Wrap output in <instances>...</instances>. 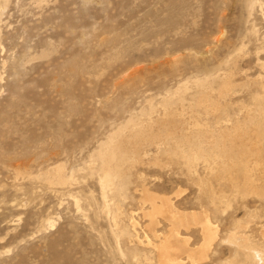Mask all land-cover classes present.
I'll return each mask as SVG.
<instances>
[{"label":"rangeland","instance_id":"1","mask_svg":"<svg viewBox=\"0 0 264 264\" xmlns=\"http://www.w3.org/2000/svg\"><path fill=\"white\" fill-rule=\"evenodd\" d=\"M249 1L0 0V264H158L171 223L143 189L217 230L181 264H264V0ZM59 165L72 181L50 185ZM179 233L202 246L199 225Z\"/></svg>","mask_w":264,"mask_h":264},{"label":"bare ground","instance_id":"2","mask_svg":"<svg viewBox=\"0 0 264 264\" xmlns=\"http://www.w3.org/2000/svg\"><path fill=\"white\" fill-rule=\"evenodd\" d=\"M246 1V0H245ZM249 1V0H248ZM252 1V0H251ZM251 1H249V2H251ZM254 2V1H253ZM252 4H254V3H252ZM250 5V4H249ZM252 6V5H251ZM225 83V82H224ZM227 83V82H226ZM201 85V84H200ZM203 85V84H202ZM201 85V86H202ZM205 85V84H204ZM202 88V87H201ZM204 88H205V86H204ZM203 88V89H204ZM224 88V87H223ZM222 88V89H223ZM227 88V87H226ZM229 90V89H228ZM201 91V90H200ZM203 91V90H202ZM225 91H227V90H225ZM198 93V92H197ZM203 93V92H202ZM221 93V92H220ZM228 93V92H227ZM205 94V93H204ZM204 94H201L202 96L200 97V98H205V96H204ZM223 97V96H222ZM179 99H181L180 97H179ZM204 101V100H203ZM203 101H201V102H203ZM210 102V101H209ZM182 103V102H181ZM165 104V103H164ZM183 104V103H182ZM168 105V104H167ZM204 105V104H203ZM206 105V104H205ZM207 105H208V102H207ZM184 107V106H183ZM187 107V106H186ZM185 107V108H186ZM206 107V106H205ZM211 108V107H210ZM206 109H207V107H206ZM206 112V111H205ZM248 118V117H247ZM264 118V117H263ZM198 119V118H197ZM195 123V122H194ZM253 124V123H252ZM259 124V123H258ZM196 125V124H195ZM199 125V124H198ZM200 126H202V125H200ZM144 127V126H143ZM146 127V126H145ZM197 126H194V128H196ZM203 127V126H202ZM259 127V126H258ZM198 128V127H197ZM196 128V129H197ZM201 128V127H200ZM199 128V129H200ZM196 129H195V131H196ZM204 129V128H203ZM234 129V128H233ZM240 129V128H239ZM256 129V128H255ZM194 130V129H193ZM241 130V129H240ZM139 131H141V130H139ZM195 131H193V132H195ZM198 131H200V130H198ZM197 131V132H198ZM209 131V130H208ZM143 132V131H142ZM196 132V133H197ZM205 132V131H204ZM140 133V132H139ZM202 130H201V134L200 133H198L199 135H202ZM206 133V132H205ZM204 133V135L203 136H205L206 134ZM208 133V132H207ZM231 133V132H230ZM225 134V133H224ZM232 134V133H231ZM230 134V135H231ZM196 135V134H195ZM223 135V134H222ZM221 135V136H222ZM187 136V135H186ZM198 136V135H197ZM196 136V138H197V140H198V137ZM224 136H226V135H224ZM228 136V135H227ZM235 136V135H234ZM241 136V135H240ZM109 137L111 138L112 137V134L111 135H109ZM191 137V136H190ZM195 137V136H194ZM206 137V136H205ZM205 137H203V138H205ZM229 137V136H228ZM172 138V137H171ZM185 138V137H184ZM187 138V137H186ZM195 138V139H196ZM199 138H202V136L201 137H199ZM218 138V137H217ZM221 138V137H220ZM223 138V137H222ZM221 138V139H222ZM165 139V138H164ZM188 139V138H187ZM224 139V138H223ZM227 139V138H226ZM228 139H230V138H228ZM232 139V138H231ZM113 140V139H112ZM175 140V139H174ZM186 140V139H185ZM184 140V141H185ZM192 140V139H191ZM203 140V139H202ZM207 140V139H206ZM209 140H211V139H209ZM213 140V139H212ZM225 140V139H224ZM233 140H234V137H233ZM232 140V141H233ZM177 141V140H176ZM189 141V140H188ZM188 141H186L187 142V144H186V146L187 145H189L188 144ZM196 141V140H195ZM199 141V140H198ZM230 141V143H231V140H229ZM229 141H227L228 142V144L230 145V143H229ZM161 142V141H160ZM159 142V143H160ZM197 142V141H196ZM202 142V141H201ZM214 142V141H213ZM212 142V146L211 147H213L215 144ZM223 142V141H222ZM111 143V140L109 141V144ZM156 143H157V141H156ZM158 143V144H159ZM192 143V142H191ZM194 143V142H193ZM192 143V144H193ZM203 143V142H202ZM202 143H197V145L198 146H200V144H202ZM206 143V142H205ZM219 143V142H218ZM217 143V144H218ZM158 144H156V146L158 145ZM195 144V143H194ZM207 144V143H206ZM206 144H204V145H206ZM210 144V143H209ZM222 144V143H221ZM225 145H226V143H224ZM224 144H222V146L224 145ZM254 144V143H253ZM252 144V145H253ZM110 145H112V143L110 144ZM162 145H164L163 143H162ZM176 145H177V142H176ZM180 145H184L183 143L182 144H180ZM179 145V146H180ZM203 145V144H202ZM204 145L203 146H201V149H202V147H204ZM235 145V144H234ZM107 146H108V143L105 141L104 143L102 142L101 144H99V147L97 148L98 150H97V152H96V154L98 155V157L100 156V159H102V162L103 163H105V160L107 159V158H105V156H106V153H107V151H106V149H108V148H111V147H108L107 148ZM113 146H114V143H113ZM112 146V147H113ZM178 146V145H177ZM185 146V147H186ZM190 146L191 147H193L191 144H190ZM196 146V145H195ZM194 146V147H195ZM197 146V147H198ZM208 146V144L206 145V147ZM218 146H220V145H218ZM253 146H255V145H253ZM115 147V146H114ZM159 147V146H158ZM209 147V146H208ZM215 147H217V146H215ZM238 147V146H237ZM250 147V146H249ZM161 148V147H160ZM190 148V147H189ZM205 148V147H204ZM220 148V147H219ZM223 148V147H222ZM221 148V149H222ZM226 148V147H225ZM224 148V149H225ZM255 148V147H254ZM258 148H260L259 146H258ZM257 148V149H258ZM195 149H197V148H194V151H195ZM228 149H229V146H228ZM246 150L248 149V147L247 148H245ZM250 149V148H249ZM111 150V149H110ZM115 150V149H114ZM114 150H112V151H114ZM185 150V149H184ZM188 150V149H187ZM198 150V149H197ZM219 150V153L222 151H220V149H218ZM227 150V149H226ZM240 150V149H239ZM242 150V149H241ZM245 150V151H246ZM106 151V152H105ZM109 151V150H108ZM111 151V152H112ZM116 151V150H115ZM158 151V150H157ZM192 151V150H191ZM224 151V150H223ZM230 151H232V150H230ZM243 151V150H242ZM254 151V150H253ZM161 152V151H160ZM174 152V151H173ZM172 152V153H173ZM183 152V151H182ZM184 152H186V151H184ZM183 152V153H184ZM188 152H189V150H188ZM187 152V153H188ZM202 152V151H201ZM218 152V151H217ZM225 152V151H224ZM223 152V153H224ZM251 152V151H250ZM110 153V152H109ZM108 153V154H109ZM113 153V152H112ZM191 153H193V152H191ZM190 153V154H191ZM196 152H194L193 154H195ZM198 153H199V151H198ZM203 153H206V152H203ZM215 153V152H214ZM222 152L220 153V154H223ZM228 153V152H227ZM226 153V154H227ZM232 153V152H231ZM182 154V153H181ZM225 154V155H226ZM238 154H241V152H239ZM111 155L112 154H110V157H111ZM114 155V154H113ZM113 155H112V157H113ZM183 155V154H182ZM201 155V154H200ZM205 154H203L202 156H204ZM224 155V156H225ZM243 155H244V153H243ZM246 155V154H245ZM95 156V155H94ZM109 156V155H108ZM115 156H116V154H115ZM114 156V158H117V156L115 157ZM121 156V155H120ZM195 156V155H194ZM201 156V157H202ZM214 157V159H215V155H213ZM227 156H228V154H227ZM226 156V157H227ZM230 156V155H229ZM249 156V155H248ZM109 157V158H110ZM111 157V158H112ZM125 157V156H124ZM123 157V158H124ZM193 156H191V158H186L187 159V164L188 163H190L191 164V159L193 160V158H192ZM197 157V156H196ZM200 157V156H199ZM199 157H198V159H199ZM205 157V156H204ZM208 157V156H207ZM223 157V156H222ZM96 158V157H95ZM120 158V157H119ZM203 158V157H202ZM212 158V159H213ZM229 158V157H228ZM231 158H232V156H231ZM231 158L229 159V161L231 160ZM113 159V158H112ZM201 159V158H200ZM209 159V158H208ZM214 159H213V161H214ZM240 159V158H239ZM108 160V159H107ZM121 160V159H120ZM195 160H197L196 158H195ZM205 160H206V157H205ZM227 160V159H226ZM235 160H236V158H235ZM235 160H233V162L235 161ZM241 160V159H240ZM109 161V160H108ZM118 162H119V160H117ZM202 161H203V159H202ZM212 161V160H211ZM216 161V160H215ZM228 161V162H229ZM107 162V161H106ZM114 162V161H113ZM204 162H206V161H204ZM208 162V161H207ZM221 162H224V161H221ZM231 162V161H230ZM238 162V161H237ZM101 163V162H100ZM108 163H110L111 164V169H112V166L114 165V164H112L111 162H107V164ZM117 163V162H116ZM195 163H197V162H195ZM210 163V162H209ZM214 163H216V162H214ZM225 163H227L226 161H225ZM236 163V162H235ZM239 163H240V161H239ZM118 164V163H117ZM116 164V165H117ZM223 164V163H222ZM232 164V163H231ZM234 164V163H233ZM243 165L245 164V163H242ZM61 165V164H60ZM57 166V167H54V169L52 170V171H47L45 174H43L44 176H46L45 177V179H48V181L50 182V185H52V183H55L56 185L57 184H65V183H67V182H69V178H67L65 175H64V173H63V165H62V167L61 166ZM109 165V164H108ZM189 165V164H188ZM192 165V164H191ZM190 165V166H191ZM211 165H213V164H211ZM209 166V168L210 167H213V166ZM234 165H236V164H234ZM208 166V165H207ZM239 166H241V165H239ZM104 167H106V166H104ZM108 167V166H107ZM116 167V166H115ZM101 168V167H100ZM105 169V168H104ZM107 169V168H106ZM114 169V168H113ZM208 169V168H207ZM65 170V169H64ZM102 170V169H101ZM118 170V169H117ZM247 171V170H246ZM103 172V171H102ZM111 172V171H110ZM113 173H114V171H112ZM116 172V171H115ZM117 173V172H116ZM105 174V173H104ZM103 174V175H104ZM115 174V173H114ZM119 174V173H118ZM113 175V174H112ZM245 175H246V173H245ZM110 173H106L103 177V185L105 186V188L104 189H106V187L107 188H110L111 186H112V181H110ZM249 176V175H248ZM246 177V176H245ZM72 178V177H71ZM247 178V177H246ZM44 179V180H45ZM100 179V178H99ZM203 179V178H202ZM204 180V179H203ZM246 180H248V178L246 179ZM70 181H72V180H70ZM250 182V181H249ZM48 183V182H47ZM71 184V183H70ZM244 184H246V183H244ZM47 185H49V184H47ZM66 185H68V184H66ZM247 185H248V183H247ZM246 185V186H247ZM206 188V187H205ZM143 191V197H144V199L146 200V201H149L150 202V204H151V207H150V209L149 210H147V211H145L144 213L145 214H147L148 216H153V214H160V215H162V216H164L170 223H171V229H170V231H169V234L168 235H166V236H164L163 238H161L160 239V242H159V244H157L156 245V248L155 249H157L156 251H157V253H158V264H181L182 262H183V259H182V255H186L187 256V259L189 258V257H200V256H203L204 255V253L206 252V250H207V248H208V246H209V244L210 243H212V241H214L217 237H216V232H217V230L215 229V227L213 226V224L210 222V220L208 219V217H207V215L205 214V213H196V212H192V211H180V210H178V209H176V208H174V206L169 202V201H167V199L168 198H163V197H157L156 196V194H154V193H151V192H149L147 189H143L142 190ZM102 192H103V189H102ZM105 192V191H104ZM103 192V193H104ZM104 195V194H103ZM156 198H159L160 199V202L158 203V202H156ZM105 205V204H104ZM133 222V221H132ZM194 225H199L200 227H201V231H202V234H203V244H202V246L201 247H198V249H196L195 250V252L193 253V254H190V248H189V245H188V242H187V240H188V237H183L180 233H179V229L180 228H185V229H189L190 227H192V226H194ZM246 239V238H245ZM245 239H243L242 240V242H244L245 241ZM245 243H246V241H245ZM244 243V244H245ZM241 245V244H240ZM246 245V244H245ZM250 248V247H249ZM191 249H193V248H191ZM193 251H194V249H193ZM252 251V250H251ZM250 252V251H249ZM254 254H255V258L256 257H258L259 256V258H260V260H261V257H260V254H258V253H256V251L255 252H253ZM257 260V259H256ZM192 262V261H191Z\"/></svg>","mask_w":264,"mask_h":264}]
</instances>
